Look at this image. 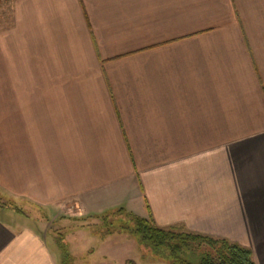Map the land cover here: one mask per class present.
Instances as JSON below:
<instances>
[{
	"label": "crops",
	"instance_id": "0c3cea01",
	"mask_svg": "<svg viewBox=\"0 0 264 264\" xmlns=\"http://www.w3.org/2000/svg\"><path fill=\"white\" fill-rule=\"evenodd\" d=\"M1 14L0 194L47 212V229L151 212L264 264V0H16ZM43 222L0 215V264H60Z\"/></svg>",
	"mask_w": 264,
	"mask_h": 264
},
{
	"label": "rangeland",
	"instance_id": "374dc122",
	"mask_svg": "<svg viewBox=\"0 0 264 264\" xmlns=\"http://www.w3.org/2000/svg\"><path fill=\"white\" fill-rule=\"evenodd\" d=\"M12 1L3 0L1 8L7 10ZM4 15L7 13L4 12ZM5 163L6 167L13 165V159H6ZM38 210L29 202L0 194V215L8 222L23 225L28 223L33 226L31 221H45L43 226H40L41 230L45 231V223L49 220L47 212ZM114 215L112 213L97 220H90L85 225L86 221L61 219L51 226V229L48 228L49 241H55L51 246L57 256L63 255L64 259L60 260V264H125L129 258L133 260V264H169L153 253L141 249L137 240L128 233H118L115 225L111 223L115 220ZM135 215L141 217L142 213Z\"/></svg>",
	"mask_w": 264,
	"mask_h": 264
},
{
	"label": "trees",
	"instance_id": "16d2710c",
	"mask_svg": "<svg viewBox=\"0 0 264 264\" xmlns=\"http://www.w3.org/2000/svg\"><path fill=\"white\" fill-rule=\"evenodd\" d=\"M2 3L3 0H0V30ZM114 214L115 220L111 223L118 233H128L137 240L141 249L169 264H256L254 254L248 248L182 228H161L151 212L147 218L138 217L124 209Z\"/></svg>",
	"mask_w": 264,
	"mask_h": 264
}]
</instances>
